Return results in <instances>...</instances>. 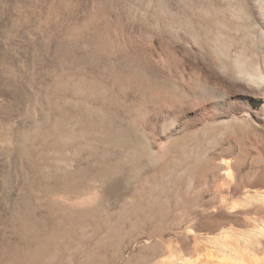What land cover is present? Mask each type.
<instances>
[{
    "label": "rangeland",
    "instance_id": "obj_1",
    "mask_svg": "<svg viewBox=\"0 0 264 264\" xmlns=\"http://www.w3.org/2000/svg\"><path fill=\"white\" fill-rule=\"evenodd\" d=\"M227 4L228 0H0V264H78L95 245L101 246L95 264H133L128 233L102 244L101 232L89 237L79 228L72 234L56 219V206L75 205L74 199L96 184L94 177L113 167V159L121 161L118 168L124 171L132 159L123 161L119 154L102 161L98 157L105 146L89 140L94 147H87L82 140L86 143H75L81 148L74 143L68 146L69 171L44 170L33 156L42 147L40 142L33 137L27 142L26 137L34 135L37 123L49 125L48 113L52 120L64 119V128H69L75 117L98 118L100 109L108 120L150 140L157 151L171 117L190 132L197 130L204 123V106L180 97L177 88L183 81L200 90L189 79L192 71L219 84L229 79L237 83L212 57L210 43L203 37L206 25L210 32L214 21L200 9L223 10ZM169 50L188 57L185 80L180 73L173 84L165 69ZM232 91L241 100L239 91ZM178 105L185 106L187 113H180ZM139 146L141 155L143 144ZM55 222L60 227L54 228ZM55 249L62 250L60 259L58 253L55 256L58 260Z\"/></svg>",
    "mask_w": 264,
    "mask_h": 264
},
{
    "label": "bare ground",
    "instance_id": "obj_2",
    "mask_svg": "<svg viewBox=\"0 0 264 264\" xmlns=\"http://www.w3.org/2000/svg\"><path fill=\"white\" fill-rule=\"evenodd\" d=\"M200 10L214 21L212 31L207 25L203 30L212 57L237 83L230 79L221 84L212 82L196 71L189 79L200 90L180 82V97L204 106V123L197 130L190 132L171 117L166 120L170 127L163 131L162 149L157 151L150 140L108 120L100 109L98 118L75 117L73 123L69 121V128H64V119L56 116L52 120L48 113L45 122L49 125L37 123L34 135L26 137L27 142L32 137L40 142L42 147L37 145L40 150L33 156L44 170L69 171L68 146L82 140L87 141L83 142L87 147L94 144L91 140L105 146L102 154L97 150L102 161H111L119 154L123 161L132 159L126 171L118 168L121 161L113 159L111 169L94 177V186L77 195L76 200L71 199L75 205L56 206L54 213L69 233L81 228L92 237L101 232L102 244L128 233L133 264H264V0H228L223 10ZM166 56L168 82H177L174 80L180 73L185 80L188 57L176 50H169ZM232 89L239 91L241 100L235 99L237 93ZM182 106L178 108L184 115L187 110ZM193 125L198 127L197 122ZM248 129L252 132L247 133ZM141 144L143 153L139 155ZM61 203L58 200V206ZM56 222L54 228L60 227ZM62 231L60 235L65 233ZM56 237L54 240L59 241ZM100 248H89L78 264H95ZM60 250L53 256L58 253L60 259Z\"/></svg>",
    "mask_w": 264,
    "mask_h": 264
}]
</instances>
